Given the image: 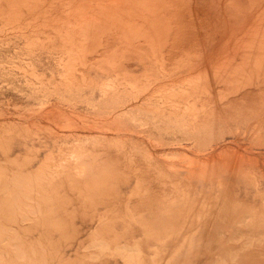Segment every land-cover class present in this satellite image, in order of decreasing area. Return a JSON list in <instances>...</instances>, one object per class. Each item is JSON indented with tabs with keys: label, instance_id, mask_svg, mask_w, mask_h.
<instances>
[{
	"label": "rangeland",
	"instance_id": "obj_1",
	"mask_svg": "<svg viewBox=\"0 0 264 264\" xmlns=\"http://www.w3.org/2000/svg\"><path fill=\"white\" fill-rule=\"evenodd\" d=\"M0 232V264H264V0H0Z\"/></svg>",
	"mask_w": 264,
	"mask_h": 264
},
{
	"label": "bare ground",
	"instance_id": "obj_2",
	"mask_svg": "<svg viewBox=\"0 0 264 264\" xmlns=\"http://www.w3.org/2000/svg\"><path fill=\"white\" fill-rule=\"evenodd\" d=\"M23 183V182H22ZM22 185V184H21ZM43 188V187H42ZM50 190V189H49ZM20 191H21V189H20ZM18 197H20V196H18ZM9 204V203H8ZM7 204V205H8ZM12 204V203H11ZM21 206V205H20ZM8 209V208H7ZM39 210H41V209H39ZM39 210H38V212H39ZM2 212V211H1ZM42 213H43V211H41ZM40 212V213H41ZM9 213V212H8ZM13 216V215H12ZM2 217V216H1ZM6 217V216H5ZM48 217H51V216H48ZM52 218V217H51ZM4 219V218H3ZM50 219V218H49ZM8 220V219H7ZM6 220V221H7ZM37 220V219H36ZM10 221V220H9ZM8 222V221H7ZM5 229V228H4ZM1 233V232H0ZM18 243H20V242H18ZM30 250V249H29ZM31 252V251H30ZM29 253V252H28ZM16 254H17V256L18 257H23L24 256V248L22 247V246H17L16 247ZM27 260V259H26Z\"/></svg>",
	"mask_w": 264,
	"mask_h": 264
}]
</instances>
